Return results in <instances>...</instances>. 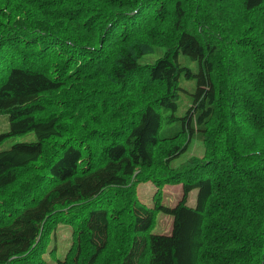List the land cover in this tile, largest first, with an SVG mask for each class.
Returning a JSON list of instances; mask_svg holds the SVG:
<instances>
[{
	"label": "trees",
	"instance_id": "obj_1",
	"mask_svg": "<svg viewBox=\"0 0 264 264\" xmlns=\"http://www.w3.org/2000/svg\"><path fill=\"white\" fill-rule=\"evenodd\" d=\"M0 115V264H264V0H0Z\"/></svg>",
	"mask_w": 264,
	"mask_h": 264
},
{
	"label": "rangeland",
	"instance_id": "obj_2",
	"mask_svg": "<svg viewBox=\"0 0 264 264\" xmlns=\"http://www.w3.org/2000/svg\"><path fill=\"white\" fill-rule=\"evenodd\" d=\"M193 83V81H192ZM187 84V82H182V85ZM183 100V101H182ZM182 103H187V100L182 97ZM184 113L183 106H179L178 114L182 115ZM8 130V122L6 115H0V134L4 133ZM34 140V135L32 133H28L25 135L20 136H13L5 139L2 144H0V150L6 149L10 147L12 144L19 143V142H29ZM195 152V151H194ZM194 154H199L196 152ZM154 186L150 182H142L136 186V192L138 199L145 204H149L150 206L153 205V194H154ZM181 197V186L180 185H166L161 190L160 200L166 206H174ZM196 199V191H191V193L187 197V205L194 206ZM172 219L169 216L164 214H157L155 225L153 228V234H169L171 231ZM57 242L56 247V256L62 257L66 249L70 245V228L69 226L62 224L59 225L57 230L55 231L54 242L50 245ZM45 259L50 261V256L46 254L44 256Z\"/></svg>",
	"mask_w": 264,
	"mask_h": 264
}]
</instances>
